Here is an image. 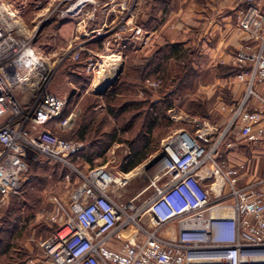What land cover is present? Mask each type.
Returning <instances> with one entry per match:
<instances>
[{
  "label": "built area",
  "instance_id": "2783aa9c",
  "mask_svg": "<svg viewBox=\"0 0 264 264\" xmlns=\"http://www.w3.org/2000/svg\"><path fill=\"white\" fill-rule=\"evenodd\" d=\"M232 1L239 29L258 42L231 58L241 69L235 77L245 86L244 96L221 106L230 119L216 139L218 128L199 118L194 132L179 129L164 139L153 156L163 154L153 164L162 170L140 193L152 189L150 195L135 205L136 197L125 201L113 193L133 172L99 166L83 174L69 158L84 143L59 137L48 126L72 129L78 112L65 114L68 93L49 91L54 71L33 38L45 21L116 16L114 26L94 29L61 60L79 58L95 40H103L104 50L113 40L127 47V41L143 37V0H39L32 30L23 21L28 0H0V197L19 194L30 162L44 158L73 167L83 178L70 204L56 199L58 206L47 215L56 229L41 243L45 264H264V177L252 175L245 162L231 164L221 153L233 126L248 142L264 144V0ZM101 55L90 53L85 62L93 87ZM160 82L145 79L153 88Z\"/></svg>",
  "mask_w": 264,
  "mask_h": 264
},
{
  "label": "rangeland",
  "instance_id": "374dc122",
  "mask_svg": "<svg viewBox=\"0 0 264 264\" xmlns=\"http://www.w3.org/2000/svg\"><path fill=\"white\" fill-rule=\"evenodd\" d=\"M38 1L39 0H28L24 11L23 21L31 30L36 23L33 19L41 12L39 8L41 5ZM41 1L45 2V0ZM52 22L53 21H45L39 25L33 38V43L38 51L37 53L47 62L50 70L54 71L49 91L59 96L68 93L69 101L65 112L67 111V113H69L71 110L76 109L78 115L75 124L77 126H83L95 120V125L90 129L88 137L98 134L96 125H100L102 131H110L116 129V127L117 130H119L115 135L117 141L108 144L106 148L104 147L110 142V138H106L102 143H100L99 140L91 143L93 147L91 149L88 147V149L92 152V162L86 163L82 158L79 161L70 162L85 175L88 174L91 169L99 166H105L117 173H126L122 170V166L125 159L130 155L133 142L135 146L143 141L144 134L140 131V126L143 121L142 117L138 118L134 127L129 126L122 128L128 112L121 113L116 117L111 116L104 118L103 115L106 111L104 105L105 95H97L94 91L99 87H97V85L100 83V77L107 72V63L115 58L118 59L115 61L119 63V74L117 75L116 82L120 80L121 77H127V73L131 76L128 78L132 81L134 80L132 77L137 74L134 71L133 63L137 62V53L133 52V47H137V44L133 41H127V47H123L121 41L117 42L113 40L110 47L107 50H103L99 58L102 66L99 74H96L94 79V82L97 83L96 87H93V83L88 91L80 88L78 95L70 103V96L73 89L68 82L67 70L65 68L69 62L67 59L61 60L63 53L60 51L57 52L55 48L52 49L54 46L50 45H55L52 38H50L51 29L49 26ZM256 43L258 45V42ZM196 47V45L192 44L183 47L187 56L191 51L194 55H189L190 57L185 55L180 61H173L168 69V73L171 75V81V79H175L177 75L186 71L185 69L183 70L184 64L186 63L189 65L187 62L193 59L194 67L198 74L192 76L191 88H185L181 92L182 96L180 100H178V103L176 102L172 108L173 111L168 112L167 117L161 118L154 127V131L151 135V144L154 149L152 156L130 171L133 172V175L125 186L114 188L113 193L120 200L126 201L136 197L135 205H140L150 195L152 189H147L142 194L140 193L149 186L154 175L160 173L162 170L161 165L156 169L152 162L153 156L161 151L164 139L179 129H187L190 132H194L196 129L194 122L195 118L214 124L218 128L217 133L214 135L216 139L224 130L230 119L229 115L224 116L222 114L221 106L229 102L239 101L244 96L245 88L241 92L242 94L240 93V95L236 97L234 96V92L231 91L232 86L225 85L224 87L217 83L219 77L226 76H232L238 83L235 74H231V68L228 65H217L216 67H212L211 65L205 66V62H202L200 59L201 56L199 57ZM148 78L160 80V86L153 88L144 81L143 85L132 87L131 89L127 88L123 91L125 93H131L129 98L136 99L145 94L150 96L151 100H155L158 96H161L162 89H165V91L170 89V82H167L164 76L159 78L150 76ZM69 79L77 82L76 78L69 77ZM91 80L92 75H90V81ZM138 94H141V96ZM123 98L124 97L119 98L115 104L122 103ZM235 98L238 99L234 100ZM94 99H98L102 102L96 107L97 111L92 114L89 106ZM149 102L151 101H148V103ZM142 109L146 111L147 104L146 106L143 104ZM188 110H196L203 113L202 115L198 113L192 114L189 113ZM74 127L76 126L74 125ZM74 127L66 131L60 130L58 127H53L52 129L59 137L76 140L78 132H76L77 130L73 132ZM135 140H139L140 142H135ZM229 142L232 143L230 147L226 145ZM221 153L223 157H229L231 164L245 162L252 175L264 177V144L248 142L241 135L239 127L233 126L227 133L221 146ZM37 163L38 165L31 166L28 179L25 181L19 194L5 199L0 197V240L5 243L10 242V244L14 245V248L18 249H11L5 253L8 248L6 247V249L4 245L0 244V264H19V262L22 264H29L31 257L37 253V249H39L40 264H45L41 243L51 236L56 229V226L47 219V215L58 206L59 203L56 199L61 202V204L68 206L73 191L83 183L82 176L77 174L73 167L62 162L44 158ZM66 174H70L69 179L65 178ZM29 242L33 244L35 248L33 252L27 254L26 250H28V247H26V243Z\"/></svg>",
  "mask_w": 264,
  "mask_h": 264
},
{
  "label": "crops",
  "instance_id": "0c3cea01",
  "mask_svg": "<svg viewBox=\"0 0 264 264\" xmlns=\"http://www.w3.org/2000/svg\"><path fill=\"white\" fill-rule=\"evenodd\" d=\"M154 3L158 5L157 14L151 13L153 0H143L142 16L139 21L140 24L142 23L144 34L136 41L137 47H133V52L137 53L138 63L145 61L165 45L181 44L187 47L192 44L197 46V53L199 57L201 56L202 62H205V66H231V58L235 53L246 47L257 46L256 42L239 29L238 7L232 0H158ZM262 7L264 9V3ZM117 21L116 16L97 20L71 18L53 21L49 27L50 38L55 45H50L54 46L52 49L55 48L57 52L64 54L74 44L86 40L94 29L112 27ZM148 21L152 23L145 25ZM87 48L90 53L98 55L104 50L101 40L88 42ZM88 51L82 53L85 59L79 64L72 58V63L65 66L66 70L88 76L85 71L86 58L90 54ZM193 55L191 51L190 56ZM234 80L232 76L219 77L217 83L224 87L232 86L231 91L238 97L245 86ZM68 82L73 89L71 96L78 95L80 87L69 77ZM90 84L91 81L86 91L90 90ZM233 104L235 102L227 103V105ZM222 114L229 115L226 111H222ZM26 247L29 252H33L35 248L30 242L26 243ZM29 264H40L39 249L31 257Z\"/></svg>",
  "mask_w": 264,
  "mask_h": 264
},
{
  "label": "trees",
  "instance_id": "16d2710c",
  "mask_svg": "<svg viewBox=\"0 0 264 264\" xmlns=\"http://www.w3.org/2000/svg\"><path fill=\"white\" fill-rule=\"evenodd\" d=\"M158 0H153V9L151 13L157 14L158 12V5L154 2H157ZM152 21L146 22L145 25H150ZM142 24V23H141ZM101 43H103V40H101ZM183 46L181 44H168L159 49L157 52L152 54L149 58H147L145 61L138 63L134 62L133 68L136 72V76H133L134 80H130L128 77H131L128 73L127 77H121L120 80H118L116 83H114L106 92L105 98H104V105L106 108L105 114L103 115L104 118L111 117V116H118L121 113L128 112V115L125 117L124 125H122V128L135 126V122L138 120V118L142 117V124L140 126V131L144 134L142 143L139 140H135V142L139 141L138 145L133 146L130 151V155L125 159V162L122 166V170L124 172H130L132 169L143 163L145 160H147L150 156H152L154 149L151 144V135L154 131V127L158 124V122L161 120V118H166L167 113L169 109L173 108L176 102L178 103V100H180V97L182 96V91L185 88H191L192 86V76L198 74L194 67L193 59H188L189 65L184 64L183 71L180 75H177L175 79H171L170 73H168V69L170 68V65L173 63V61H180V59H183L186 54L183 50ZM190 55V54H189ZM187 57H190V56ZM83 58V59H82ZM72 58H68V62H70ZM85 57H83V54L79 58H75L77 63H81ZM72 63V62H71ZM183 63V62H182ZM77 65V64H76ZM231 68V74H237L241 69L237 66L231 65L229 66ZM188 69V71H187ZM68 77L70 78H76L77 82L74 80H71L73 83H76L81 89H86L90 83V75L86 76L83 73H75L72 71H68L67 73ZM155 77L159 78L161 76H164L167 82H170V89L165 91V89H162L161 96H158L155 100H151L150 96L143 95L142 97L138 98H129L131 93H125L123 90L127 88L137 87L139 85H143L144 81L148 77ZM178 78V79H177ZM77 96V95H76ZM75 95L70 96V103L76 98ZM85 96V95H84ZM83 96V97H84ZM82 97V98H83ZM96 97V96H94ZM122 103L115 104V102L121 98ZM148 101H151L148 103ZM102 101L98 99H94L91 105L89 106L90 112L94 114L97 111V106L101 104ZM239 101H235V104H237ZM69 103V105H70ZM147 104V110L142 109V105ZM145 109V108H144ZM189 113L192 114H201L203 112L188 110ZM65 114H68L67 111ZM95 125V120H92L91 123L88 122L87 124H84L83 126H77L74 127L73 132H78V136L76 141H80L84 143V147L82 150L74 156H71L69 160L71 162L73 161H79L81 158L85 162H92V152L88 149V147L91 149L93 146L91 143L95 142L96 140H99L100 143H102L103 140L106 138H110V142H108L104 148L107 147L108 144L114 143L117 141L116 134H117V127L116 129L110 130V131H102L100 125H96L97 133L94 136L88 137L90 129L93 128ZM49 127L53 128V124H48ZM125 130V129H124ZM66 139V138H65ZM71 140V139H68ZM32 165H38L37 162L31 161L29 164V173L31 170ZM22 190V189H21ZM9 241V240H8ZM0 244L4 245V247L7 249V251L14 249L13 244H10V242H2L0 240ZM20 251V250H19ZM27 254H29V251L26 250ZM29 256V255H28ZM26 258V257H25ZM22 261V260H19ZM21 262H19L20 264ZM22 264V263H21Z\"/></svg>",
  "mask_w": 264,
  "mask_h": 264
},
{
  "label": "bare ground",
  "instance_id": "6f19581e",
  "mask_svg": "<svg viewBox=\"0 0 264 264\" xmlns=\"http://www.w3.org/2000/svg\"><path fill=\"white\" fill-rule=\"evenodd\" d=\"M115 60H118V59H112L110 60L108 63H107V66H108V69H107V72L106 74L100 79V83L99 85H97V87L99 86H103L105 83H107L108 81L112 80L115 76H116V73L118 72V69H119V63ZM117 181H119V176H113Z\"/></svg>",
  "mask_w": 264,
  "mask_h": 264
},
{
  "label": "water",
  "instance_id": "95a60500",
  "mask_svg": "<svg viewBox=\"0 0 264 264\" xmlns=\"http://www.w3.org/2000/svg\"><path fill=\"white\" fill-rule=\"evenodd\" d=\"M118 74H119V72L116 73V76H115L112 80L108 81V82L105 83L103 86L98 87V88L94 91V93L97 94V95H100V96L105 95L106 92L108 91V89H109V88H110V87L116 82V80H117V75H118ZM162 157H163V154L157 156V157L153 160L152 164H154V163H156L157 161H159Z\"/></svg>",
  "mask_w": 264,
  "mask_h": 264
}]
</instances>
